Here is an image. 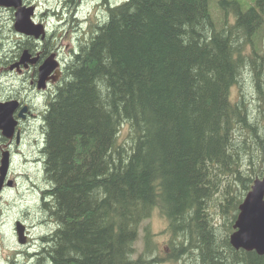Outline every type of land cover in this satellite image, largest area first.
Masks as SVG:
<instances>
[{
    "label": "trees",
    "instance_id": "trees-1",
    "mask_svg": "<svg viewBox=\"0 0 264 264\" xmlns=\"http://www.w3.org/2000/svg\"><path fill=\"white\" fill-rule=\"evenodd\" d=\"M209 1L104 0L106 19L77 45L46 115L53 227L26 263L160 264L149 234L144 251L135 246L158 211L169 259L264 264L230 243L264 172V123L232 98L246 42L264 77V0H230L232 24L216 21Z\"/></svg>",
    "mask_w": 264,
    "mask_h": 264
},
{
    "label": "flooded vegetation",
    "instance_id": "flooded-vegetation-1",
    "mask_svg": "<svg viewBox=\"0 0 264 264\" xmlns=\"http://www.w3.org/2000/svg\"><path fill=\"white\" fill-rule=\"evenodd\" d=\"M66 1L73 4L75 0H64L67 5ZM27 5L36 6V16L37 5L30 1ZM35 16V23L43 25L38 36L15 31L19 38L15 49L8 52L2 49L0 38V112L6 121L5 128L0 126V232L6 234L3 228H10L17 243L20 231L25 237V243H19L21 251L14 250L11 256L24 253L31 257L48 232L43 230L49 227L50 219L51 182L44 152L47 136L44 145L42 136H35L44 125L47 127L46 115L66 78L67 61L60 52L71 47L67 42L70 30L61 33L56 42L45 18L37 22ZM9 19L15 21L11 14ZM69 28L75 32L76 26L72 23ZM39 230L41 233L33 237ZM3 261L9 264V258Z\"/></svg>",
    "mask_w": 264,
    "mask_h": 264
},
{
    "label": "rangeland",
    "instance_id": "rangeland-1",
    "mask_svg": "<svg viewBox=\"0 0 264 264\" xmlns=\"http://www.w3.org/2000/svg\"><path fill=\"white\" fill-rule=\"evenodd\" d=\"M32 2V4H36L38 7V13L35 16V20L38 22L41 18H45V23L48 24V29L54 31L53 39L57 42L58 37L61 33L68 32L70 30V34L67 38V42L71 43L70 50H65L60 53H64V57L67 61V66L70 61L73 59L75 55V51H77V45H86L88 44L91 31L90 27L93 24L102 22L107 17L106 12V3L104 0H75L73 4H64V0H24L25 3ZM61 1V2H60ZM116 1L121 0H110V3H114ZM241 2L243 6V2L247 5L251 0H237ZM76 2V3H75ZM210 8L212 12V16L216 21L226 20L228 23H234L236 18V11L239 5L237 2H232L230 0H226V7L223 8L220 0H210ZM78 3V5H77ZM225 3V2H224ZM65 5V6H64ZM224 9L225 12H222ZM14 9L7 7H0V38L4 42V46L2 49L5 52L11 51V49H15V41L19 38L15 34L14 30V20L9 19V14H13ZM73 23L76 26L75 32L69 28V26ZM79 24L80 26H78ZM224 24V23H218ZM19 33V32H18ZM51 33V34H52ZM263 39H262V48H264V27L262 30ZM22 35L21 33H19ZM247 44V45H246ZM75 45V47H74ZM252 49V44L250 42H246L243 48L244 55L246 56V64L241 70V74L238 76V83L233 86L232 90V98L239 99L241 96L243 101L249 105V113L252 114L256 119L257 115L264 123V77L261 76V79H257L254 77V71L251 70L250 58H248V54ZM80 50V49H79ZM261 60L258 59V62ZM125 130V127H122ZM48 129L44 125L37 133L36 138L39 139L40 136L43 138L42 144H45V138ZM47 179H49V173L47 172ZM50 180V179H49ZM51 182V181H50ZM48 184V182H45ZM51 182V189H52ZM50 189V191H51ZM51 193V192H50ZM50 215L51 211H50ZM47 219L49 217L47 216ZM44 224L42 225V227ZM53 226L50 224L47 229L49 230ZM168 221L162 216L158 211H155L149 218L145 219L141 224V228L139 229V236L136 241V249L137 254L141 251H144L147 245L146 235L149 234V243H150V251L149 255L155 258H159L160 264H198L194 259H189L184 255L180 257L178 260H171L169 256L173 254V249L171 247L170 240V232L168 229ZM3 231L0 232V264H5L3 261L4 258L13 259L14 256H11L14 250H20L22 247L19 245L21 243H17L12 230L10 228H3ZM42 230L35 232L33 237L38 236ZM34 239V238H33ZM24 244V243H21ZM39 245V244H38ZM38 245L35 250L37 249ZM175 252V249H174ZM28 256L24 253H20L17 257L18 264H29Z\"/></svg>",
    "mask_w": 264,
    "mask_h": 264
},
{
    "label": "water",
    "instance_id": "water-1",
    "mask_svg": "<svg viewBox=\"0 0 264 264\" xmlns=\"http://www.w3.org/2000/svg\"><path fill=\"white\" fill-rule=\"evenodd\" d=\"M0 7L15 10L16 32L36 36L42 33L43 25L36 24L33 20L36 6L27 5L24 0H0ZM5 122L0 112V126L5 128ZM234 228V232L230 235V243L233 247L264 254V172L254 180L251 189L239 205ZM19 234V241L25 243L23 233L20 231Z\"/></svg>",
    "mask_w": 264,
    "mask_h": 264
},
{
    "label": "bare ground",
    "instance_id": "bare-ground-1",
    "mask_svg": "<svg viewBox=\"0 0 264 264\" xmlns=\"http://www.w3.org/2000/svg\"><path fill=\"white\" fill-rule=\"evenodd\" d=\"M39 245H40V242H39ZM39 245H38V247H39ZM38 247H37V248H38ZM18 256H19V255H18ZM18 256H14V257H13V261H17V257H18Z\"/></svg>",
    "mask_w": 264,
    "mask_h": 264
}]
</instances>
